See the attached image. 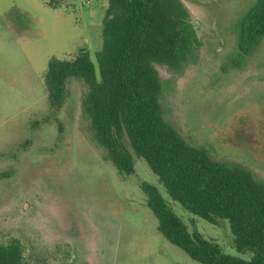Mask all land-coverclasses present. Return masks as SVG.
<instances>
[{"label":"rangeland","instance_id":"374dc122","mask_svg":"<svg viewBox=\"0 0 264 264\" xmlns=\"http://www.w3.org/2000/svg\"><path fill=\"white\" fill-rule=\"evenodd\" d=\"M201 41L179 71L157 66L165 119L196 148L264 182V39L248 56L238 46L242 18L256 0H182ZM105 0H0V241L19 240L26 264H200L171 244L148 208L156 186L188 226L238 253L219 225L174 202L147 163L121 175L93 140L83 111L85 84L72 79L62 109L44 83L52 58L86 51L97 76Z\"/></svg>","mask_w":264,"mask_h":264},{"label":"trees","instance_id":"16d2710c","mask_svg":"<svg viewBox=\"0 0 264 264\" xmlns=\"http://www.w3.org/2000/svg\"><path fill=\"white\" fill-rule=\"evenodd\" d=\"M43 1L57 9L63 0ZM105 1L99 77L85 50L75 58L50 59L44 74L50 107L62 109L68 83L81 80L93 140L118 172L134 175L135 157L144 160L186 211L216 226L226 220L233 247L251 258L229 255L200 231H190L159 189L144 182L141 188L161 234L200 264H264V182L245 167H229L193 147L164 116L157 66L179 71L201 47L189 8L182 0ZM238 39L243 56L261 45L264 0H256L242 18ZM0 264H26L19 240L0 241Z\"/></svg>","mask_w":264,"mask_h":264}]
</instances>
